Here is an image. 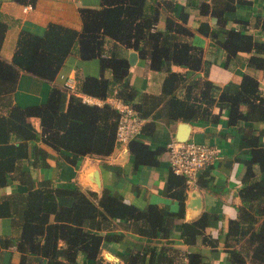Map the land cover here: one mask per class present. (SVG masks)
Masks as SVG:
<instances>
[{"label": "trees", "instance_id": "16d2710c", "mask_svg": "<svg viewBox=\"0 0 264 264\" xmlns=\"http://www.w3.org/2000/svg\"><path fill=\"white\" fill-rule=\"evenodd\" d=\"M33 5L37 0H14ZM99 8L79 10V30L49 23L42 35L21 31L10 61L0 58V189L13 183L23 188L0 195V218H10L19 227V235L0 244H15L20 254L17 264H76L82 254L86 261L100 264L105 240L119 235L103 233L114 221L132 222L143 238H167L175 219H182L185 209L184 178L171 170L167 175L168 196L178 204L176 212L167 207L148 205L139 209L126 203L115 191L100 194L80 186H55L48 179L35 180L32 169L50 167V152L74 164L84 156L105 157L118 146L115 131L118 112L110 104H86L75 94L54 87L40 104L20 106L14 92L22 73L52 81L67 57L76 52L81 60L98 59L101 70L109 69L106 78H78L77 91L105 99L117 95L129 104L145 122L141 133L151 132L154 122L179 120L216 122L224 111L226 124L237 127L249 156L238 190L240 205L237 217L229 219L225 232V250L230 264H264V140L253 124L264 121V90L255 75H242L236 91L220 88L207 78L209 62L202 47L180 37L192 35L182 23L166 16L164 29L156 25L166 5L147 0H101ZM177 8V4L174 7ZM223 11V10H221ZM218 9L217 26L200 23L198 32L210 38V45L225 54L224 67L238 53H248L246 64L264 69V40L252 34L226 28ZM259 23V22H258ZM259 27L264 32V18ZM7 25L0 21V47ZM118 43L133 49L152 70L162 71L165 78L158 96L145 95L135 102L137 91L130 84V64L126 57L111 52L104 55V45ZM177 65L186 69L176 72ZM203 71V77L195 72ZM244 106L245 110L241 107ZM217 108L214 113L213 109ZM39 120V130L31 122ZM140 134L128 143L133 165H157L159 149H152ZM214 216L203 212L190 222H182L180 235L189 246L187 264H202L201 245L211 250L217 242L206 228ZM141 256L125 264H168L166 253L150 249L147 261Z\"/></svg>", "mask_w": 264, "mask_h": 264}, {"label": "crops", "instance_id": "0c3cea01", "mask_svg": "<svg viewBox=\"0 0 264 264\" xmlns=\"http://www.w3.org/2000/svg\"><path fill=\"white\" fill-rule=\"evenodd\" d=\"M163 2L166 11H162L156 25L158 30L164 29L166 16L182 23L192 32V35L180 37L194 45L200 46L204 52V59L209 62L207 78L220 88L236 91L243 74L255 75L259 80L261 90H264V69L255 70L246 64L248 53L240 52L224 67L225 54L220 49L210 45V38L198 32L200 23H207L210 28L217 26L214 9L224 17L226 28H235L252 34L258 40H264V32L259 24L264 18V0H147ZM101 0H37L31 9H24L27 4H20L14 0H0V21L7 25L0 58L10 61L18 35L21 31L42 35L49 23H58L66 27L79 30L82 26L79 10L83 8H99ZM177 8L175 9V5ZM259 22V23H258ZM116 52L129 58L136 53V61L130 64L128 79L137 91L135 102L145 99V95L158 96L161 93L165 73L152 70L148 63L140 59L133 49L125 48L118 43L104 45V55ZM176 72L186 69L172 65ZM109 78V69L101 70L98 59L81 60L76 52H72L64 65L52 81L36 78L22 73L19 77L14 100L20 106L40 104L45 101L50 90L54 87L65 90L64 78H78L83 76ZM203 77V71L195 72ZM66 91V90H65ZM67 92V91H66ZM70 94L69 92H67ZM112 96V95H111ZM108 96L106 98H109ZM97 99V98H96ZM245 110V107H241ZM217 108L213 109L216 113ZM227 114L222 112L216 122L184 120L167 122L159 119L154 122L151 132L140 134V138L152 149H159L157 165H133V157L128 146L118 145L114 151L105 157L84 156L74 164L65 161L62 155L49 150L50 167L32 169L35 180L48 179L55 186H80L100 194L103 189H109L120 194L126 203H131L139 209L148 205L167 207L176 212L178 204L168 196L167 175L170 171L167 144L180 138L181 132H186V140L207 143L218 150L215 161L198 172L197 187L186 192L184 216L175 219L167 238L148 240L141 237L132 222L114 221L111 229L105 233L119 235L117 240H105L101 246L100 264H125L129 258L141 256L144 252L145 261L154 248L166 253L165 263L187 264L186 253L189 246L180 235L182 222H190L198 218L204 211L214 218L209 221L206 233L217 242L213 250L209 246L201 245L202 264H230L225 250V232L229 219L237 217V207L240 205L238 190L245 170V161L249 156V147L245 144L240 132L235 126L226 124ZM31 122L39 130V120L31 118ZM186 124L183 127L182 124ZM253 126L261 131L264 140V121L256 122ZM98 172L99 187L92 180L91 171ZM14 191H23L17 183L0 189V195H7ZM19 235V227L10 218H0V240H11ZM2 241V240H1ZM20 254L15 244L7 247L0 244V264H17ZM76 264H94L86 261L82 254L77 257ZM146 264V262H145Z\"/></svg>", "mask_w": 264, "mask_h": 264}, {"label": "built area", "instance_id": "2783aa9c", "mask_svg": "<svg viewBox=\"0 0 264 264\" xmlns=\"http://www.w3.org/2000/svg\"><path fill=\"white\" fill-rule=\"evenodd\" d=\"M32 5L27 4L26 9ZM63 87L70 94H75L86 104L103 105L110 104L118 112V121L115 131L117 145L127 146L136 138L142 129L145 119L141 118L136 111L120 97L117 90L111 97L99 99L77 91V82L73 77L64 78ZM169 169L178 176L184 178L185 191H192L197 187L198 172L212 164L218 155V150L207 143L193 140H172L167 144Z\"/></svg>", "mask_w": 264, "mask_h": 264}, {"label": "water", "instance_id": "95a60500", "mask_svg": "<svg viewBox=\"0 0 264 264\" xmlns=\"http://www.w3.org/2000/svg\"><path fill=\"white\" fill-rule=\"evenodd\" d=\"M136 61V53L135 52H132L130 55H129V58H128V62L129 64H134ZM183 127H186L187 125L186 124H182ZM186 136H187V133L186 132H181L180 133V138L177 139V140H181V141H184L186 140ZM91 175H92V180L95 184H97V186L99 187V181H98V172L96 169H93L91 172Z\"/></svg>", "mask_w": 264, "mask_h": 264}]
</instances>
